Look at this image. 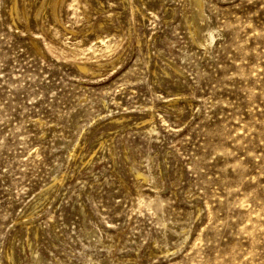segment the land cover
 <instances>
[{
  "label": "rangeland",
  "instance_id": "rangeland-1",
  "mask_svg": "<svg viewBox=\"0 0 264 264\" xmlns=\"http://www.w3.org/2000/svg\"><path fill=\"white\" fill-rule=\"evenodd\" d=\"M54 1L0 0V264H264V0Z\"/></svg>",
  "mask_w": 264,
  "mask_h": 264
},
{
  "label": "bare ground",
  "instance_id": "bare-ground-1",
  "mask_svg": "<svg viewBox=\"0 0 264 264\" xmlns=\"http://www.w3.org/2000/svg\"><path fill=\"white\" fill-rule=\"evenodd\" d=\"M61 3H62V0H55L54 1V5L53 6H54V13H55V15H58L59 14V8H60ZM198 4H199V2H197V5ZM199 6H201V5H199ZM201 10H203V9H201ZM137 175H141V173L140 172H137Z\"/></svg>",
  "mask_w": 264,
  "mask_h": 264
}]
</instances>
